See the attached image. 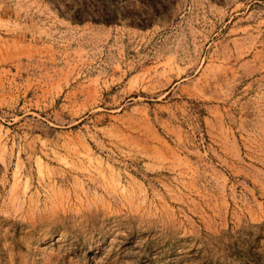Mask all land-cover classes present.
<instances>
[{
	"label": "rangeland",
	"instance_id": "rangeland-1",
	"mask_svg": "<svg viewBox=\"0 0 264 264\" xmlns=\"http://www.w3.org/2000/svg\"><path fill=\"white\" fill-rule=\"evenodd\" d=\"M0 264H264V0H0Z\"/></svg>",
	"mask_w": 264,
	"mask_h": 264
}]
</instances>
